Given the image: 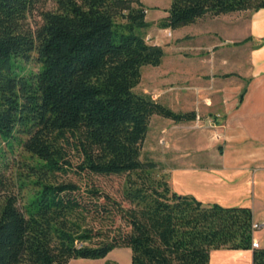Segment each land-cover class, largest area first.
<instances>
[{"label": "trees", "instance_id": "16d2710c", "mask_svg": "<svg viewBox=\"0 0 264 264\" xmlns=\"http://www.w3.org/2000/svg\"><path fill=\"white\" fill-rule=\"evenodd\" d=\"M39 1L0 0V141L30 159L13 191L0 189V264L101 259L114 247L129 248L130 264H207L218 248L251 250V264H264V247H250L249 207L177 194L155 161L141 159L152 115L194 113L134 91L141 67L164 55L144 37L140 0H52L32 27ZM259 8L264 0H169L157 26ZM6 167L0 148V185ZM70 171L122 175L119 200L59 179Z\"/></svg>", "mask_w": 264, "mask_h": 264}, {"label": "rangeland", "instance_id": "374dc122", "mask_svg": "<svg viewBox=\"0 0 264 264\" xmlns=\"http://www.w3.org/2000/svg\"><path fill=\"white\" fill-rule=\"evenodd\" d=\"M164 6L169 4V0H160ZM52 0H40L36 3L35 9L28 15L27 20L32 27L40 23L39 12L52 9ZM220 24L216 20L204 21L202 26L206 32L216 30ZM194 27L184 25L181 28L182 37L175 38L170 30L167 35L163 28H158L156 24L144 29V37L150 43L158 44L164 51L159 66L144 65L141 67L140 80L134 87V91L144 92L150 96H155L154 100L170 103L176 108L188 110L193 109L197 119L174 122L168 118L152 115L149 119L148 129L141 144V159H151L156 162L155 173L162 176L168 182L172 191L177 194L191 195L196 199L212 200L215 203L231 206L244 204L252 208L254 217L261 222L264 216V204L258 198V191L264 189L256 185V179L248 183L247 189L239 184L233 185H213L207 176H201V171L197 170L200 163L216 161L221 145L220 123L216 120L215 110H201V106L208 105L205 102L207 96L218 95L217 89L209 80L202 85L194 84L193 81L201 82L209 75H204L205 69H209L211 56L217 46H207L202 40L191 41L187 33H192ZM205 32V33H206ZM212 34V33H211ZM238 43V42H237ZM242 49V48H241ZM231 51L234 48H230ZM26 68H35L31 62L25 64ZM190 69L192 76L186 83L183 77L176 76V71ZM202 72V73H201ZM211 76H221V74L211 73ZM204 77V78H202ZM212 96V98H213ZM0 148L3 150L4 161L7 162L6 170L1 177L2 185H6L7 191H13L17 185L18 172L24 171L23 163H29L27 154L15 143L12 144V153L8 152L5 144L0 141ZM74 159L71 163H74ZM208 172V171H203ZM209 173V172H208ZM79 179L71 171L59 179L92 183L102 191L109 194L114 199L119 200L122 175H88ZM264 193V190L261 191ZM4 193L2 190L0 194ZM252 235L257 239L259 246L264 247V226L253 230ZM73 260L70 264H79ZM229 264L228 261H225ZM234 264H251V259L246 262L237 259Z\"/></svg>", "mask_w": 264, "mask_h": 264}, {"label": "crops", "instance_id": "0c3cea01", "mask_svg": "<svg viewBox=\"0 0 264 264\" xmlns=\"http://www.w3.org/2000/svg\"><path fill=\"white\" fill-rule=\"evenodd\" d=\"M140 2L146 9L144 19L148 22V27L154 24L157 26V22L165 16L168 5L160 6V0H140ZM210 20L220 22L216 30H210L212 34L206 32L202 26L204 21ZM186 26L194 27L192 33L185 34L191 41L197 39L199 42L201 40L205 42L207 46H217L209 61L210 67L208 70L205 69L203 75L204 77L209 75V79L205 78L201 82L193 81V83L202 87L210 80L219 92L215 98L213 95L207 96L205 102L208 105L201 106V110H215L216 120L220 123L222 141L216 161L200 163L197 170L201 171V176H207L213 185L239 184L245 189L248 187L249 190L248 183L252 182L253 185L256 179V185L262 186L264 184V8L232 11L215 16L205 15ZM182 27L170 29L173 34L177 32L174 34L176 39L182 37ZM230 48L234 50L231 51ZM211 73L221 76L213 77ZM174 74L183 77V82L186 83L193 73L190 69H184ZM151 98L154 99L155 96ZM158 102L173 111L194 113L191 108L183 110L162 100ZM263 190L258 191V198L264 204V193L261 192ZM203 203H213V201L208 198ZM231 206L249 207L244 204ZM253 209L252 206L250 208L252 221L258 222L254 217ZM260 221L264 222V216ZM252 238L257 241L253 235ZM257 247H260L258 241ZM237 259L248 262L251 259V250L218 248L209 252L207 264H223L226 263L225 261L234 264ZM75 260L79 264H130V251L128 247H114L101 259ZM71 261L73 260H69L67 264Z\"/></svg>", "mask_w": 264, "mask_h": 264}, {"label": "built area", "instance_id": "2783aa9c", "mask_svg": "<svg viewBox=\"0 0 264 264\" xmlns=\"http://www.w3.org/2000/svg\"><path fill=\"white\" fill-rule=\"evenodd\" d=\"M164 31L167 35H170V29L165 28ZM194 118L197 119V116H194ZM262 226H264V222L258 223V222L252 221L251 225H250L252 232H253V230H255L259 227H262ZM250 247H252V248L257 247V241L254 238L251 239Z\"/></svg>", "mask_w": 264, "mask_h": 264}]
</instances>
